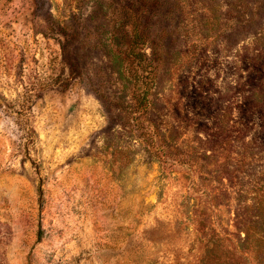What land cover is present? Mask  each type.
Wrapping results in <instances>:
<instances>
[{"label": "rangeland", "instance_id": "obj_1", "mask_svg": "<svg viewBox=\"0 0 264 264\" xmlns=\"http://www.w3.org/2000/svg\"><path fill=\"white\" fill-rule=\"evenodd\" d=\"M133 3L0 0V264H239L235 226L264 212V0L149 12L166 155L121 112Z\"/></svg>", "mask_w": 264, "mask_h": 264}, {"label": "trees", "instance_id": "obj_2", "mask_svg": "<svg viewBox=\"0 0 264 264\" xmlns=\"http://www.w3.org/2000/svg\"><path fill=\"white\" fill-rule=\"evenodd\" d=\"M157 0H134L131 6H127L126 14L123 16V20L115 22L116 26L120 29L117 34L122 30L126 31L128 40L125 41V50H118V53L123 55L124 60L127 61L126 66L119 68L117 72L118 82L120 83L124 94H127V98L130 100L128 107L121 109L123 116L126 120L125 127L136 128L138 131L133 129V132H127L129 135L134 132H143L146 136L148 126L151 128L152 135L148 139L147 144L151 151L156 155L161 152L166 155V150L157 152L156 143L157 140L168 147V134L170 130L164 131V128L159 122L153 118L152 111L153 105L150 101L152 90L156 86V68L155 60L150 59L146 54V47L148 46L149 36L146 33V26L149 22V12L157 6ZM124 37V36H123ZM115 46L117 44L115 43ZM117 50V48H116ZM117 65H121L117 64ZM128 129V128H127ZM164 149V148H163ZM171 150V148H170ZM263 202H259L257 207L258 222L248 223L243 222L235 226L237 239L242 244L241 247L246 246L243 251L240 252V247L235 243L236 240L232 241L235 245V258L239 264H244V254L250 252L254 257L255 264H264V212L260 209ZM257 204V205H258ZM249 208L247 207L246 210ZM251 232H254L257 237H253ZM242 235L245 237L242 238ZM254 238V240H252ZM231 242V241H230ZM210 248L207 247V251ZM201 264V261H200Z\"/></svg>", "mask_w": 264, "mask_h": 264}]
</instances>
